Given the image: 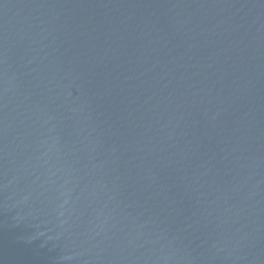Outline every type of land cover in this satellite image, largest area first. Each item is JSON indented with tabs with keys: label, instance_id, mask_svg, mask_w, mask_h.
<instances>
[{
	"label": "water",
	"instance_id": "water-1",
	"mask_svg": "<svg viewBox=\"0 0 264 264\" xmlns=\"http://www.w3.org/2000/svg\"><path fill=\"white\" fill-rule=\"evenodd\" d=\"M0 264H264V0H0Z\"/></svg>",
	"mask_w": 264,
	"mask_h": 264
}]
</instances>
